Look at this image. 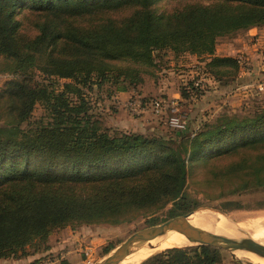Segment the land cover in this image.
<instances>
[{"label":"trees","instance_id":"obj_1","mask_svg":"<svg viewBox=\"0 0 264 264\" xmlns=\"http://www.w3.org/2000/svg\"><path fill=\"white\" fill-rule=\"evenodd\" d=\"M154 1L0 0V52L20 72L8 81L14 118L0 123V257L67 221L90 223L166 196L187 198L183 145L136 132L112 134L116 129L104 127L94 109L93 93L138 88L168 51L198 55L204 73L235 81L243 61L217 54L218 39L264 25V0H194L169 14H157ZM26 9L35 14L32 34L16 16ZM121 59L132 63L121 67ZM38 105L43 113L36 116ZM209 138L206 150L217 151L264 138V113ZM167 253V264L219 261L210 245Z\"/></svg>","mask_w":264,"mask_h":264},{"label":"rangeland","instance_id":"obj_2","mask_svg":"<svg viewBox=\"0 0 264 264\" xmlns=\"http://www.w3.org/2000/svg\"><path fill=\"white\" fill-rule=\"evenodd\" d=\"M191 1L194 0H155L151 7L157 14H169L185 8ZM201 2L209 3L207 0ZM16 16L27 34H32L35 14L26 9ZM259 27H262L260 32L241 36L244 57L251 69L235 81H217L210 73H204L205 59L198 55L186 53L175 57L168 51L158 56V65L151 70H155L154 73H144L145 80L138 88L116 91L113 96H108L107 90H102L101 95L99 91L93 93L94 109L100 114L104 127L116 129L112 134L136 132L159 137L174 147L183 145L181 151L187 160L188 173L184 189L187 198L178 200V197L166 196L153 203L129 206L99 221H67L55 225L46 235L37 236L25 247L0 257V264H30L34 261L36 264H97L134 231L198 208L218 209L242 226L260 220L264 227V184H255L259 178L264 179V138L223 147L221 151L206 150L211 142L209 137L219 129L250 122L264 113V25ZM240 30L243 29L220 36L217 52H226L233 35ZM170 61L183 66L172 69ZM116 63L125 67L132 62L121 59ZM16 69L13 59L0 52L1 124L14 118L15 110L9 111L11 93L8 81L20 75ZM193 79L199 87L196 93L191 85ZM58 81L62 80L55 82ZM185 90L190 92L184 95ZM135 95L146 99L142 110H135L129 104ZM154 99L164 102L161 113L152 106ZM42 113V107L36 106L34 114L39 116ZM246 181L248 186H244ZM182 205H188V211L182 210ZM202 245L207 244L183 246L175 243L168 247L190 249ZM210 246L216 247L219 254L216 264H251L236 257L233 248ZM164 248L146 260V256L131 260L139 259L136 263L144 260L143 264H167L172 254L167 253L169 248Z\"/></svg>","mask_w":264,"mask_h":264},{"label":"bare ground","instance_id":"obj_3","mask_svg":"<svg viewBox=\"0 0 264 264\" xmlns=\"http://www.w3.org/2000/svg\"><path fill=\"white\" fill-rule=\"evenodd\" d=\"M188 219L192 224L213 233L230 236L236 239L251 237L264 243V227L262 226L260 220L253 221L251 224L242 226L240 223L232 220L224 212L209 207L194 209V211L188 216ZM175 243L184 246L193 244L195 241L189 239L184 233L176 229H171L153 239L135 242L131 247L130 253L125 258L120 260L118 264H139L155 252L166 249L164 247L172 248L168 246ZM232 252L236 257L247 262L264 264V255L250 249L234 248ZM143 256H146V258L139 263H136L139 259L131 260L135 257L139 258Z\"/></svg>","mask_w":264,"mask_h":264},{"label":"water","instance_id":"obj_4","mask_svg":"<svg viewBox=\"0 0 264 264\" xmlns=\"http://www.w3.org/2000/svg\"><path fill=\"white\" fill-rule=\"evenodd\" d=\"M193 211L173 216L163 222L152 224L134 231L97 264H118L120 260L125 258L130 253L131 247L135 242L153 239L171 229H176L184 233L189 239L195 241V243L222 246L233 249L247 248L264 255V243L254 238L245 237L243 239H236L230 236L204 230L192 224L189 221L188 216ZM250 263L257 264L252 262Z\"/></svg>","mask_w":264,"mask_h":264},{"label":"crops","instance_id":"obj_5","mask_svg":"<svg viewBox=\"0 0 264 264\" xmlns=\"http://www.w3.org/2000/svg\"><path fill=\"white\" fill-rule=\"evenodd\" d=\"M260 28H262V27L252 26L250 28H247V29H243V30L238 31L235 35H233V41L228 44V47L226 49V52H224L222 54L219 53V52H217V49H216V53L219 54V55H233V56H238V57H240L243 60V66H242V69L240 71V76H239L240 78H241V74L243 75L244 72H248L251 69V66L249 64V61H247L246 57H244L245 55H244L243 51L245 50V46L243 45L244 44V41H242L241 36H243L245 34H248V33L260 32L261 31V30H259ZM217 47H218V45H217ZM175 57H176V55H175ZM177 63H174V61H170L169 65L170 66L173 65V67H171L172 69L174 67H177V70H178L179 69L178 66H183V64L180 63V64L177 65ZM263 67H264V65H263ZM256 79H258V78H256ZM258 81H259V79H258Z\"/></svg>","mask_w":264,"mask_h":264},{"label":"built area","instance_id":"obj_6","mask_svg":"<svg viewBox=\"0 0 264 264\" xmlns=\"http://www.w3.org/2000/svg\"><path fill=\"white\" fill-rule=\"evenodd\" d=\"M151 103H152V106L155 108L157 113H161L162 110L164 109V102L159 100V99H154ZM129 104L135 110H142L143 107H145V105H146L144 103L143 99H141L139 97H136L134 99L131 98L130 101H129Z\"/></svg>","mask_w":264,"mask_h":264}]
</instances>
